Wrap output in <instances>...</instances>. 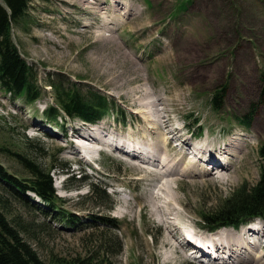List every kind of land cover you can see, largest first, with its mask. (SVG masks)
Segmentation results:
<instances>
[{
	"label": "rangeland",
	"instance_id": "1",
	"mask_svg": "<svg viewBox=\"0 0 264 264\" xmlns=\"http://www.w3.org/2000/svg\"><path fill=\"white\" fill-rule=\"evenodd\" d=\"M176 1L150 0L149 6L146 0H31L28 14L14 26L13 39L37 70L43 95L28 107L0 88V164L21 179L30 178V173L16 153L45 168L65 165L74 178L67 179L62 188L57 184L56 189L66 199L63 207L83 224L68 229L65 221L44 213L43 206L19 198L0 182V207L14 225L22 227L21 235L48 264L56 256L87 255L100 245L97 241L118 234L116 228L108 230L106 225L92 223L97 214L121 222L123 250L114 258L117 264H197L185 255L186 247H175L174 234L162 215L192 225L195 212L212 209L232 188L259 179L264 105L253 104L263 84L264 0H193L188 10L172 18ZM60 78L66 86L75 83L83 92L98 91L121 105L128 112L126 124L109 117L104 120L113 126L117 137L147 146L152 151L148 156L163 161L167 168L164 175L156 172L155 160L151 170L144 168L151 160L123 159L111 151L100 155L97 167L88 168L87 160L68 147V139L46 134L38 122L45 119L42 110L46 105L54 103L49 80ZM224 82L223 108L215 110L213 91ZM253 106L256 112L250 127L234 123V116ZM194 117L205 128L197 138L210 146L227 145L225 150L232 151L227 154L231 166L221 169L214 162L212 170L219 173L210 169L206 175L183 172L194 161L183 158L184 147L181 142L175 144V136L182 124L183 131L190 134L195 128ZM76 121L69 119L68 128ZM106 122L96 124L97 133L89 138L76 132L74 138L85 147L77 144L75 148L84 150L87 144L97 147L98 140L106 141L101 131L106 127L110 131ZM223 131L230 135L220 136ZM209 133L212 136L207 139ZM116 136L109 133L110 138ZM134 161L143 167L131 163ZM80 172L88 179L78 180ZM105 179L126 186L124 195L112 196L116 203L112 209L94 202L88 192L93 184L106 185ZM166 201L173 212L158 206ZM246 228H223L219 237L226 243L222 242L225 252L229 244L237 247L242 243L243 235L258 243L252 235L244 234ZM229 253L227 262L236 255L242 260L234 264H264L261 243Z\"/></svg>",
	"mask_w": 264,
	"mask_h": 264
},
{
	"label": "trees",
	"instance_id": "2",
	"mask_svg": "<svg viewBox=\"0 0 264 264\" xmlns=\"http://www.w3.org/2000/svg\"><path fill=\"white\" fill-rule=\"evenodd\" d=\"M3 1L4 5L0 4V86L10 91L14 97H23L29 104H32L42 95V90L37 83V70L22 57L13 40L12 32L13 25L25 16L30 0ZM192 2L193 0H177L172 15L186 10ZM262 77L264 81V72ZM49 81L53 86L57 104L48 105L45 110V117L51 122L59 123V116L65 117L66 115L94 120L109 109L107 97L103 94L98 92L87 94L81 92L76 86L69 89L59 81ZM225 92L226 85L218 87L215 96L212 98L214 107L221 106ZM259 102L264 103V85ZM243 121L246 124L249 123V113L246 114ZM259 153L263 159V164L257 183L252 186L247 183L241 184L224 195L214 209L207 212L200 211L206 226L215 228L223 224L238 225L248 217L264 216V143L260 146ZM20 157L32 177L23 181L8 174L1 165L0 177L22 192L27 189L35 191L46 202V205L58 208L59 198L55 194L50 169H45V167L25 157ZM100 191H93L92 196L97 201H104L108 195L105 191ZM64 213L72 223L77 220L72 213ZM113 221L105 218L108 225H113ZM21 228V226L14 225L0 207V264H48L39 256L35 248L24 239L20 232ZM112 240L114 243L119 241L116 235ZM101 241L97 249L90 251L84 257L77 256L71 258L72 260H66L56 256L57 259L51 264H117L111 257L119 251L120 247L115 249L110 241L103 239Z\"/></svg>",
	"mask_w": 264,
	"mask_h": 264
},
{
	"label": "bare ground",
	"instance_id": "3",
	"mask_svg": "<svg viewBox=\"0 0 264 264\" xmlns=\"http://www.w3.org/2000/svg\"><path fill=\"white\" fill-rule=\"evenodd\" d=\"M260 2V1H259ZM182 8V7H181ZM106 121H101V123H105ZM77 137H81V135L80 136H77ZM83 138H86L85 136H82ZM90 136H88V138H89ZM89 140V139H88ZM92 141H93V139H92ZM78 145H82V146H84L83 145V143H78ZM90 147H96L95 146V144H93V145H89ZM76 147H77V144H76ZM85 147V146H84ZM117 149V148H116ZM158 149V148H157ZM208 149H206V148H202V150H200V151H198V156L199 157H196V158H193V157H189L188 155L186 156V154H184L183 155V158H190V159H192L193 161H194V165L192 166V167H190V168H186V169H183V172H185V173H189L190 175H206V171H209V169H210V166L208 167V165H201L199 162L197 163V161L198 160H200V161H202V157H203V153H205L206 151H207ZM241 150V149H240ZM232 152V151H231ZM230 152V149H229V152H227V150H225V152H223L224 154L226 153V154H230L231 153ZM134 157H136V156H134ZM136 158H138V157H136ZM140 159V158H139ZM141 160V159H140ZM144 161V160H143ZM155 162H156V160L153 162L154 164H155ZM219 165V166H221L220 168L221 169H223L224 168V166L225 167H229V166H231V164H232V162L227 158V159H225V158H223V160L221 159V161H219V162H216L215 163V165ZM176 167L174 166V167H172L171 169H175ZM171 169H170V171L169 172H171ZM201 169H203L202 171H201ZM211 172V171H210ZM252 228H254V229H257V225H253V227ZM223 231H225V230H223V228H221L220 230H218V231H216V232H213L211 235H210V237H212L213 239H218V240H220L221 238L219 237L221 234H222V232ZM246 231V232H245ZM244 234H246V235H249V236H251L252 235V230H251V228H246L245 230H244ZM256 231L254 230V233H255ZM258 233H259V231H257ZM242 235H243V233H242ZM243 237H244V241L242 242V243H240V244H238V246L237 247H235V244L234 243H231V244H229L228 246H229V249H228V251L227 252H229V251H231L232 252V254H234V252H236L237 250H241L242 248H244V247H246V248H248L249 246H254V247H257L258 246V243H255V242H253L252 240H251V238H248L247 236H244L243 235ZM224 247H225V245H223ZM222 246V247H223ZM221 247V248H222ZM223 252H225V250H223ZM249 253H251V252H249ZM65 257V256H64ZM242 260V258L240 257V258H237V259H235L234 261H230V262H227V261H225V262H223V264H234L235 262H239V261H241Z\"/></svg>",
	"mask_w": 264,
	"mask_h": 264
}]
</instances>
